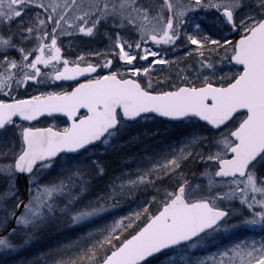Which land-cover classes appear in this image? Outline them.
I'll use <instances>...</instances> for the list:
<instances>
[{"label":"snow or ice","instance_id":"6c2138e0","mask_svg":"<svg viewBox=\"0 0 264 264\" xmlns=\"http://www.w3.org/2000/svg\"><path fill=\"white\" fill-rule=\"evenodd\" d=\"M61 37L107 44L71 60ZM153 124L178 139L154 147ZM109 216L50 264H208L196 252L240 229L261 239L213 259L264 264V0H0V256Z\"/></svg>","mask_w":264,"mask_h":264},{"label":"rangeland","instance_id":"374dc122","mask_svg":"<svg viewBox=\"0 0 264 264\" xmlns=\"http://www.w3.org/2000/svg\"><path fill=\"white\" fill-rule=\"evenodd\" d=\"M175 2V0H173ZM210 17L208 19L203 18V14H196L192 13L189 15V23L186 25V29L188 31H192L195 27L196 23L201 24L202 27L204 28H209L210 23H209ZM61 40L63 41V46H62V54L65 56V58L75 60L77 56L84 55L86 59L96 62L97 58L92 54L94 51H99V52H104L106 48L107 41L104 40L101 37H97L95 39L91 38H72V37H61ZM189 51V48L180 45L177 47L175 51H170L168 53L167 58L170 61H174L176 63H173L171 66L168 65H156L155 66V71L153 73L154 78H160L163 76H168L169 74L175 75V73L179 70V68L184 67L183 61L186 58V53ZM107 58H111V56H108ZM42 70H47L43 69ZM225 71H228V67L226 66ZM104 74V73H101ZM32 82L29 81V84ZM57 83H64L65 85L67 84H72V86H75L73 82H57ZM35 87V86H34ZM41 90L45 91H61V88H41ZM33 89L29 88V92H32ZM38 94V93H37ZM64 119L62 118H47L42 121H40L36 126L38 127H47L53 123L57 124L59 127H63L64 124L62 123ZM152 130L156 131L159 133L158 136L155 137V139L150 140L148 143L153 145L154 147L161 146L164 143H171L174 140L178 139V129H173L171 125L168 124H153L151 125ZM109 164V174L111 175L114 171H117L123 164L122 161L117 160V159H109L108 160ZM206 183V181H205ZM117 215H123L125 214L124 212H121L119 209L116 210ZM106 222L110 223L111 222V217H107L106 220H97L95 224H88L87 227L84 226H77L75 229L66 226V225H61V229L58 230L57 232L61 234L62 237H69L68 234H72L70 237H78L79 234H84L88 232L89 230H94L96 228L102 227ZM231 223H237V221L233 220ZM63 233V234H62ZM256 239L260 240L261 239V234L259 230L256 231H249L246 229H240L237 230L235 233L231 235H227L223 238V242L219 244L218 246H209L207 249L203 251H197L196 255L199 256L201 259H206L208 261V264H218L219 257L216 256L215 259H213L214 255L217 253L218 250L222 251L225 245L230 244L231 242H235L236 240L239 239ZM23 254V253H22ZM21 254H14L11 257H3L0 256V261L7 260L8 264H16L17 262H21V259L19 258ZM24 260L21 262L23 263ZM27 263V260L24 264ZM28 264V263H27ZM47 264H50L47 263ZM177 264H182V262L177 258Z\"/></svg>","mask_w":264,"mask_h":264},{"label":"trees","instance_id":"16d2710c","mask_svg":"<svg viewBox=\"0 0 264 264\" xmlns=\"http://www.w3.org/2000/svg\"><path fill=\"white\" fill-rule=\"evenodd\" d=\"M21 186H23V182L21 183ZM60 229L61 225H58L41 234L38 240L30 247H27L19 252V254H21L19 258L21 259V262L23 260L24 262H17L16 264H24L26 260L28 264H35V262H38V264L49 263L50 261H48V253L50 251H55L58 247L76 238L70 237L72 234H68L69 237H62L61 234L57 232ZM80 235L82 234H79L78 236Z\"/></svg>","mask_w":264,"mask_h":264},{"label":"water","instance_id":"95a60500","mask_svg":"<svg viewBox=\"0 0 264 264\" xmlns=\"http://www.w3.org/2000/svg\"><path fill=\"white\" fill-rule=\"evenodd\" d=\"M54 115H55V116H59V114H54ZM45 117H48V116L45 115V116H43V117H40L39 120L42 119V118H45ZM61 117H62V116H61ZM65 119H66V118H65ZM39 120H38V121H39ZM35 122H36V121H34L33 123H35Z\"/></svg>","mask_w":264,"mask_h":264}]
</instances>
